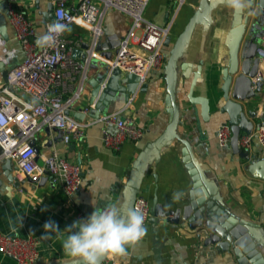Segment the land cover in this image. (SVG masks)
Masks as SVG:
<instances>
[{
    "label": "crops",
    "instance_id": "crops-1",
    "mask_svg": "<svg viewBox=\"0 0 264 264\" xmlns=\"http://www.w3.org/2000/svg\"><path fill=\"white\" fill-rule=\"evenodd\" d=\"M78 1L70 0V4L75 5ZM93 1L98 5L103 4L100 0ZM200 2L201 0H182L181 3L179 0H151L148 4L145 16L160 25L170 26L172 42L163 48L165 64L149 72L147 87L132 94V101L128 102L125 94L120 93L105 111V114L121 111L122 115L129 114L134 117L145 129L140 141H127L121 150L114 151L104 144V125L101 122L89 125L84 145L65 144L58 131L43 129L37 135L36 144L40 154L46 156L57 150L61 156L82 165V184L75 194L67 197L61 185L56 186L49 182L24 181L16 185L5 175L3 167L6 159L0 157V229L9 235L33 236L40 240V257L33 264L78 261L77 258L65 255L62 240L68 235L65 232L67 228L77 221L86 220L95 208L103 209L110 203H117L121 215L127 214L128 186L139 157L146 146L159 138L169 124L166 63L172 43L199 9ZM50 3L52 0H0V11L5 17V25H0V60L6 70L10 71L20 65L26 57L16 36V29L8 19V5H14L18 10L29 13L35 24L37 39L38 35L47 32L46 23L51 20L48 12ZM210 3L212 9L207 20L195 27L176 66L175 90L179 106L177 134L182 141L191 144L194 160L214 197L233 215L252 224L249 226L250 235L264 257V167L256 173L250 170L251 163L264 159V143L257 134L264 118V83L259 90L256 84H252V91H255L253 97L243 94L235 98L233 95L236 77L242 71V53L255 33V25L261 24L264 27V10L260 6V0H251L250 5L240 13L228 7L226 0H210ZM125 21L126 17L122 13L108 11L103 20L102 41L112 34L118 35L120 32L121 35ZM240 24L246 25V32L239 50V72L234 75L230 95L232 99L242 103L248 119L254 124V136L248 148V157L234 153L231 144L221 145L217 136L219 127L228 121V114L220 110L224 104L223 70L230 65L231 31ZM70 28L71 32L65 33L68 39H82V44L91 41V33L85 26L74 23ZM82 44L75 52L81 55L83 69L77 80L68 84L65 94L69 97L79 91V98L73 103L74 111L84 114L85 121H91L94 118L84 112L86 108L94 106L90 103L93 88L91 81L101 78L109 71L105 68L111 66L117 51L100 48L98 52L102 57L87 61L88 55H85L86 50L82 48ZM261 64L259 71L264 76L263 60ZM5 83L6 79L0 71V88ZM12 91L22 99H29L18 88H13ZM190 95L195 98H208V119L203 118L201 106L190 101ZM251 113H255V116L250 117ZM109 128L111 132H116L115 126L111 125ZM182 141L173 139L167 142L159 152L149 158L140 180L139 195L148 200L151 208L156 194L158 201L167 210L177 208L187 201L193 179L183 162L182 150L185 143ZM11 165L14 170V160ZM175 192L183 193L179 201H173ZM150 219L146 224L145 238L134 247H128L126 256L114 257L118 262L120 259L124 261H120V264L234 263L235 259L230 251L221 249L217 244L206 245L205 230H192L185 221L176 224L165 217H157L155 221ZM48 221L56 222L63 233L43 238L47 235L44 225ZM13 226L16 231H12ZM0 264L19 263L0 252Z\"/></svg>",
    "mask_w": 264,
    "mask_h": 264
},
{
    "label": "built area",
    "instance_id": "built-area-1",
    "mask_svg": "<svg viewBox=\"0 0 264 264\" xmlns=\"http://www.w3.org/2000/svg\"><path fill=\"white\" fill-rule=\"evenodd\" d=\"M100 1L102 5L93 0H79L77 4L71 5L70 0H52L53 19L46 23V30L59 19L56 13L62 10L65 15L61 22L69 26L79 23L91 33L90 47L85 49L89 59L86 60L99 59L102 57L98 51L103 43L104 17L110 10L122 13L126 21L122 27L123 33H118L120 45L111 68L117 66L124 73L137 74L141 85L153 68L165 64L163 48L170 34V26L160 25L145 16L151 0ZM7 13L26 57L20 65L8 71L6 83L0 88V157L15 161L12 174L18 183L45 181L61 185L67 197H71L81 187L82 165L61 156L57 150L46 156L40 154L36 138L43 129L58 131L65 144L84 145L89 125L101 122L104 125V144L114 151L121 150L127 141H140L145 129L134 117L122 115L121 111L103 114L91 121L78 119L73 103L79 98V91L69 97L65 93L68 84L76 81L83 69L81 55L75 52L83 40L68 39L65 32L57 38L54 47L41 49L36 46L35 24L29 13L11 4L7 7ZM256 55L264 61V36L257 41ZM260 77H264L262 72L256 79ZM13 88L24 91L29 99H22L12 91ZM84 112L88 113L89 107ZM111 125L115 126L116 132L110 131ZM232 134L230 124H222L217 135L220 144L229 145ZM257 134L264 143V118ZM253 136L252 132L242 133L239 138L241 148L248 151ZM135 209L144 213L146 227L151 217L150 203L138 195ZM39 245L37 237L9 235L0 229V252L14 258L19 264L36 262L40 257ZM119 262L114 257H106L102 264Z\"/></svg>",
    "mask_w": 264,
    "mask_h": 264
},
{
    "label": "water",
    "instance_id": "water-1",
    "mask_svg": "<svg viewBox=\"0 0 264 264\" xmlns=\"http://www.w3.org/2000/svg\"><path fill=\"white\" fill-rule=\"evenodd\" d=\"M260 6L264 10V0H260ZM212 9L210 0H201L200 7L192 15L188 21L185 29L179 34L177 39L172 43V49L166 63V80H167V96L166 102L170 108V120L165 131L155 141L149 143L141 153L138 163L135 168L134 175L129 183V208L135 209V203L139 195V184L145 171L149 158L152 154L159 152V150L169 141L173 139H182L177 134L179 124V106L176 99L175 82L177 78L176 66L178 60L183 55V49L186 43L191 38L195 27L207 20ZM49 14L51 20L53 19V3L49 4ZM264 20V14H263ZM0 25H5V17L0 11ZM246 32V25L240 24L231 31L230 46V65L223 70L224 84L222 87L224 104L221 106V112L228 114V121L232 128L231 147L234 153L242 157H248L249 152L241 148L239 145V138L242 132H252L254 124L248 119L242 103L231 98L230 89L233 83V78L239 72V50L244 34ZM264 35V27L261 24L255 25V33L250 37L244 52L242 53L243 65L242 71L236 77V85L233 91L235 98L247 94L249 97L255 96V91H252V84H256L259 90L263 83L264 77L257 78L262 67V60L256 55L257 41ZM172 42L171 35H168L165 40V45L169 46ZM120 45V40L117 34H112L106 38L101 44L102 49L117 50ZM82 48L90 47L89 43L82 44ZM81 52V51H80ZM85 56V55H84ZM108 72L104 73L101 78H96L91 81L92 91L90 103L94 104L89 108V115L91 118L98 119L101 114H105L109 103L120 93L125 94L126 100L137 90H145L147 87L146 81L140 85V77L135 73H124L119 67L105 68ZM261 70V69H260ZM0 71L3 72L5 79H7L8 70L5 69L4 64L0 60ZM238 71V72H237ZM105 84V85H104ZM140 85V87H139ZM104 86V87H103ZM103 87V88H102ZM190 101L201 106V114L206 120L209 118V100L207 97H193L190 95ZM254 117L255 113L249 114ZM76 117L80 120L84 119V114L77 113ZM61 136V134L59 133ZM185 147L183 148V162L188 169L192 179L193 187L188 193L187 201L177 208L165 209L164 205L158 201L157 194L154 196L153 205L151 208V221H155L157 217H165L170 222L181 224L183 221L187 222L190 229L195 230L200 228L207 233L205 243L206 245L217 244L221 249L230 251L235 259L233 264H264V257L257 249L256 242L250 235L249 226L252 224L246 220L233 215L228 211L209 190L202 171L194 160L191 144L183 140ZM12 160L6 159L4 165V173L11 182H18L14 179L12 174ZM264 167V159L251 163L250 170L253 173L258 172ZM45 182V181H43ZM1 184V181H0ZM106 258V257H105ZM104 258V259H105ZM101 261V264L103 260ZM64 264H79V261L64 263Z\"/></svg>",
    "mask_w": 264,
    "mask_h": 264
},
{
    "label": "clouds",
    "instance_id": "clouds-1",
    "mask_svg": "<svg viewBox=\"0 0 264 264\" xmlns=\"http://www.w3.org/2000/svg\"><path fill=\"white\" fill-rule=\"evenodd\" d=\"M226 3L240 13L250 5L251 0H226ZM56 15L59 19L48 26L46 33L37 36V47L52 48L59 36L71 32L70 26L61 22L65 15L63 11ZM182 196V192L173 193V201H179ZM44 229L47 235L43 238L63 233L54 221L46 222ZM12 231H16L14 226ZM65 232L68 233L62 240L65 255L77 258L79 264H101L105 257L126 256L128 247H134L145 238L147 228L142 210L130 209L122 216L119 205L110 203L103 209L95 208L86 220L75 222Z\"/></svg>",
    "mask_w": 264,
    "mask_h": 264
}]
</instances>
